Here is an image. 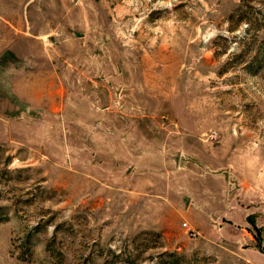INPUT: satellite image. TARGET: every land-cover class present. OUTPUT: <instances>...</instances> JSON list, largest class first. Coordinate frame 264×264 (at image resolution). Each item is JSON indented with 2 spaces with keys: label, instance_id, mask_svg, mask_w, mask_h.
<instances>
[{
  "label": "rangeland",
  "instance_id": "obj_1",
  "mask_svg": "<svg viewBox=\"0 0 264 264\" xmlns=\"http://www.w3.org/2000/svg\"><path fill=\"white\" fill-rule=\"evenodd\" d=\"M0 264H264V0H0Z\"/></svg>",
  "mask_w": 264,
  "mask_h": 264
},
{
  "label": "built area",
  "instance_id": "obj_2",
  "mask_svg": "<svg viewBox=\"0 0 264 264\" xmlns=\"http://www.w3.org/2000/svg\"><path fill=\"white\" fill-rule=\"evenodd\" d=\"M184 226H186V225H184ZM190 232V235L191 236H195V234L193 233V231H189Z\"/></svg>",
  "mask_w": 264,
  "mask_h": 264
}]
</instances>
